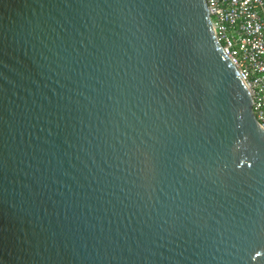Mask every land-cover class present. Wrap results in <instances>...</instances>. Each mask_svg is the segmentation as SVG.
I'll return each mask as SVG.
<instances>
[{"label":"water","instance_id":"95a60500","mask_svg":"<svg viewBox=\"0 0 264 264\" xmlns=\"http://www.w3.org/2000/svg\"><path fill=\"white\" fill-rule=\"evenodd\" d=\"M0 264H264V128L206 0H0Z\"/></svg>","mask_w":264,"mask_h":264},{"label":"built area","instance_id":"2783aa9c","mask_svg":"<svg viewBox=\"0 0 264 264\" xmlns=\"http://www.w3.org/2000/svg\"><path fill=\"white\" fill-rule=\"evenodd\" d=\"M222 49L237 67L264 128V0H206Z\"/></svg>","mask_w":264,"mask_h":264}]
</instances>
